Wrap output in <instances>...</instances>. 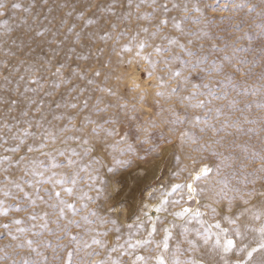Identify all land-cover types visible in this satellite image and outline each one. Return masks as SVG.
<instances>
[{
  "label": "rangeland",
  "instance_id": "374dc122",
  "mask_svg": "<svg viewBox=\"0 0 264 264\" xmlns=\"http://www.w3.org/2000/svg\"><path fill=\"white\" fill-rule=\"evenodd\" d=\"M35 3V6L29 12H24V7ZM93 3L101 2V0H92ZM164 2V0H160ZM176 3H187L190 7L198 5L203 13L204 18L212 21L211 28L204 27L203 31L213 37L209 41L206 37L189 36L193 40L192 47L199 52L200 45L203 44L207 50L210 43H217L223 46L219 52L209 54V59L215 58L218 63H225L221 58L228 55L233 58V63L237 59H247L249 64L253 60L257 63L251 67V75L242 76L240 73L233 72L230 68H225V72H230L233 76L231 82L225 81V87L217 86L213 89L216 96H222L225 92L228 94V100L235 99L234 105L229 104L228 100H213L211 104H207L205 108H195L192 105L196 103V99H207L206 96H198L191 100H181L184 96H189L193 92L192 84H202L208 80H218L220 77L195 72L191 73V79L188 83H180L182 77H172V70H179L182 76L190 75L188 67L182 65L179 60L173 61L169 65L162 63L163 57L158 56L152 45L165 46L167 41L162 40L159 36L151 39L145 34H141L139 39H147L148 47L138 53L136 43L129 44L130 51H121V46L129 43V38L137 29L135 18L127 25L128 35L120 40L119 44L113 45L112 41L102 42L99 40V30L95 25L82 28L83 21L76 17L78 13L86 9L89 0H0L5 5L2 9L6 13L0 16V120L4 117L18 116L19 109L25 108L30 115L39 117L44 116L47 122L45 127H51L53 130L56 126L63 123L52 119L53 115L72 112L76 115V123L80 124L83 117L87 116L96 121L104 128L115 127L120 133L108 139L107 146L103 151H99L96 155L101 161L94 164L93 168H98V180L95 187L90 188L87 184H81L80 188L87 192L89 196L94 198L95 202H88L90 209L96 210L99 215L105 216L116 221V225L106 224L98 231L107 230V235L98 237L105 242V248L83 249L73 255V264H87L90 259H100L108 257L105 255L112 247L117 248L116 252L111 253V259H119L123 264H131L136 255H142L148 260V264H155V257L161 251L162 241L164 237V229H171V238L169 240V250L164 253L166 260L171 264L173 258L181 261L188 259L202 260L205 264H218L219 257L209 246H204L202 241L198 240L194 232L189 234V239L196 242L197 248L192 250L185 238L181 236L183 226L187 225L190 229H198L201 226L192 220L177 218L173 213L180 212L185 207L197 208L204 213L201 219L205 224H212L216 220H221L220 216L213 217L206 204L216 207L218 210L223 205L215 203L212 191L213 188H219L221 185L218 181H227L230 185L243 187L239 182L247 178L252 180L257 176L264 175L259 173L257 169L261 167V157H264V108L257 105L264 103V81L260 80V73L264 60L261 59L260 41L258 39L259 29L253 26V22L262 23L264 21L257 15L264 4L261 0H232L233 3H247L257 5V11L249 13L245 8L243 10H231V4H228V11H222L216 8L219 4L222 9L226 0H171ZM13 3H19L20 8H12ZM171 8V4H169ZM51 9V11H49ZM119 12V9H117ZM127 11V9H125ZM132 11H135L133 7ZM142 12L151 13L152 9L147 5H143L140 9ZM71 12L69 16L67 13ZM91 17L90 12H86ZM107 15V13H106ZM159 15V13H157ZM169 16L180 18L182 13L178 10L170 11ZM191 16H200L201 13H190ZM61 17L67 23L63 28L57 27ZM223 21L221 22V18ZM96 19V17H91ZM27 19V24L21 23ZM242 21L244 30H247L252 40L241 39L238 46L249 51L232 52L230 46L231 41L241 33L234 30V25ZM140 23L148 24L142 21ZM203 23V19H202ZM75 25L74 31H79L82 35L96 32L93 37L95 45L91 47L89 59L81 60L75 55V52L88 55V47H76L72 44L74 33H67V27ZM121 28L125 24L120 25ZM185 31L191 29L196 31L201 25L185 22ZM47 30V31H46ZM151 31L152 28L149 27ZM35 31L44 32L43 37H36ZM52 32H57L56 37H52ZM163 32L169 35H177L171 23L163 29ZM27 34V35H26ZM55 39L56 44L49 45L48 41ZM63 42V43H61ZM183 42V39L182 41ZM59 45V47H57ZM75 48V52H70L69 48ZM96 47L103 48V54L96 52ZM55 49V52L53 51ZM172 50L179 52L175 46ZM150 57L151 60L157 61L155 66H151L148 60L143 57ZM180 58L184 60L194 59L180 54ZM47 67H42V63L48 62ZM60 64L64 65L62 75L72 81V83L84 88L83 95L72 92L71 95L66 91L68 84L62 85L60 89H54L53 83L59 81V77L53 73ZM5 65L7 66L5 68ZM32 68V73L26 72V68ZM241 71L249 70V65H240ZM80 68L85 70L87 78L93 80L91 85L77 79L76 76L70 75V69ZM99 71L97 77L93 73ZM151 73V76L148 74ZM35 75L41 80L43 88L37 92H24L25 86L37 88V85H29L27 78L20 80V76L28 77ZM200 75L204 79L199 78ZM7 76L10 81L5 85L4 77ZM160 77V79H157ZM179 84V90L176 94H171V89ZM236 85V90H233ZM5 88L7 90H5ZM19 88V91L15 89ZM100 89H105L101 91ZM111 90V93L107 90ZM248 90V95H244V90ZM256 90V94L252 95V90ZM199 91H203L200 89ZM45 92L52 93L45 95ZM157 92L164 95L157 96ZM71 96H78V101L85 98L88 99L89 108L77 112V110L56 108V103L63 104L65 100L71 99ZM11 99H18V106L11 113L7 108ZM29 99L35 100V105H28ZM74 101V102H78ZM121 105L124 107L121 108ZM39 106L41 111L35 112V108ZM107 106V107H106ZM99 112L97 109H105ZM220 109L219 115L216 109ZM175 113V115H173ZM199 116L200 122H193V118ZM116 117L118 123L115 125L105 124V119ZM178 117L183 118V123H174ZM23 119V118H22ZM254 121V122H253ZM15 123V121H10ZM35 120H33V123ZM23 126V125H21ZM93 125H87V132ZM213 128L216 131H213ZM203 129V131H201ZM187 132L189 137L182 138L181 133ZM79 135V133H77ZM120 136H125L126 140L120 143H114L120 140ZM191 137L195 138L192 142ZM147 140L146 143L142 141ZM9 143H12L11 141ZM127 145H131L133 152H127ZM75 146V145H73ZM154 149V150H153ZM0 149V155H4ZM39 159L44 160L43 156L35 153ZM113 157L121 160L131 161L130 165L119 166L113 163ZM58 159H63L59 157ZM87 164V158L83 161ZM209 167L212 171L206 179L197 182L196 187L203 188L205 191L193 201L187 199V189L172 191L173 186L177 184L186 185L192 180L193 174L199 172L203 167ZM111 167L113 171H109ZM218 169V171H217ZM13 178L20 175L16 170H10ZM85 175L86 174H82ZM2 176V174H0ZM47 187V185H45ZM251 187V184L248 185ZM256 187H260L259 181ZM96 189H102L97 195ZM183 197V199H181ZM69 202H72L70 198ZM0 200H5L6 205H12L14 201L6 199L0 194ZM200 203L197 204L196 201ZM180 201V203H174ZM253 205L259 209L260 202L253 201ZM79 207V204L77 203ZM160 210L157 211L156 209ZM38 213L45 210V206L37 202L35 209ZM29 211H32L30 208ZM82 214V213H81ZM27 213H17L10 211L7 217H0V224L9 222L13 218H22ZM69 216L71 214L69 213ZM79 219V217H72ZM245 222L258 226V222L251 221L247 217ZM31 223L25 220L24 227H31ZM39 223V221H37ZM155 224L156 231L149 236L151 228ZM175 225V227H172ZM222 227H230L226 222L221 220ZM15 225L12 226L13 232ZM120 231L117 233L115 228ZM73 234L79 235L82 241L91 243L89 234L83 229L72 230ZM215 231V230H213ZM5 229L0 228V234H4ZM117 237H119L117 239ZM255 234L249 236V243L255 244ZM37 240H50L56 243L54 237L44 234L41 237H35ZM149 241L146 245H142L136 249H129L132 255H120L121 245L127 246L130 241ZM17 241H11L4 234L0 236V264H12L15 260L19 264V258L26 257L28 259H39L35 254L29 255L27 249H17L15 244ZM63 243L75 249L77 244H68L65 240ZM161 244V248L157 247ZM12 245V247H9ZM179 245V251H176ZM93 250L99 251L100 256L90 257L86 253ZM40 251L51 260L53 249H45L40 245ZM57 254L64 255L58 250ZM7 257V258H5ZM230 259H235L233 254H229Z\"/></svg>",
  "mask_w": 264,
  "mask_h": 264
},
{
  "label": "snow or ice",
  "instance_id": "6c2138e0",
  "mask_svg": "<svg viewBox=\"0 0 264 264\" xmlns=\"http://www.w3.org/2000/svg\"><path fill=\"white\" fill-rule=\"evenodd\" d=\"M46 3L47 0H44ZM264 4V0H261ZM147 4L152 12L140 11L143 5ZM171 4V8L169 7ZM231 4V10H243L247 9L249 13L257 11V5L247 3H233L232 0H226L225 6L221 9L220 5L217 4L216 8L222 11H228L227 5ZM35 6V3L29 4L24 7V12H29L31 8ZM12 8H20L19 3H13ZM135 7V11H132ZM5 8L3 3H0V16L6 15L2 9ZM119 9V12L117 11ZM127 9V11H125ZM178 10L182 13L180 18L176 16H169V12ZM51 11V9H49ZM86 12L91 13V18ZM201 13L200 16H191L190 13ZM107 13V15H106ZM159 13V15H157ZM67 15L71 16L69 12ZM257 15L264 21V8L257 13ZM78 20L83 21L82 28L95 25L99 30V40L102 42L112 41L113 45L119 44L120 40L128 35L127 25L132 22L133 18L137 23V29L133 35L129 38V43L121 46V51H130L129 44L136 43V47L140 51H143L145 47H148L147 39H139L141 34L156 39L159 36L162 40L167 41L165 46L152 45L155 53L158 56H162V63L169 65L173 61L179 60L182 65H185L189 69L190 75L182 76L181 71L172 70V77H182L180 83H188L191 79V73L197 74L203 73L208 77L218 76V80H208L202 84H192L193 92L189 96H184L181 100H191L198 96H206L207 99H196V103L192 105L195 108H205L207 104H211L213 100H228L227 92L222 96H216L213 89L218 85L225 87V81L231 82L233 76L230 72H225V68H230L233 72L240 73L242 76L251 75V67L255 66L257 61L253 60L251 64L247 59H237L233 63V58L227 54L224 55L221 60L226 61L225 63H218L215 58L209 59V54L213 52H219L223 49V46H218L217 43H210L207 50L204 49L203 44L200 45L199 52L192 47L193 40L187 38L189 36H200L206 37L209 41L213 39L207 32L203 31V28L212 26V21L208 18L203 17L201 8L198 5H192L191 7L187 3H176L171 0H101V2L93 3L89 0L86 5V9L78 13ZM203 19V23H202ZM142 21L149 22L148 24L140 23ZM189 22L195 25H201V28L192 31L189 29L185 31L184 24ZM223 17L221 18V22ZM21 23L27 24V19ZM67 23L61 17L59 25L57 27L63 28ZM125 24L124 28H121V24ZM169 23L173 29H175L177 35H169L163 32ZM253 26L258 28V39L260 41V54L261 59L264 60V22L255 23ZM149 27L152 30H149ZM236 32L241 33L231 41L232 52L238 51H249L243 47H239V41L241 39L252 40V36L249 35L247 30H244V24L242 21H238L234 26ZM75 25L67 27L65 35L67 33H74V39L72 44L76 47H88V55L75 52V48H69L70 52H75L78 59L87 60L92 55L91 47L95 45L93 37L97 35L96 32H91L82 35L79 31H74ZM47 31V30H46ZM44 32L35 31L36 37H43ZM27 35V34H26ZM57 32H52V37H56ZM183 39V42H181ZM49 45L56 44V40L52 39L48 41ZM63 43V42H61ZM172 46L179 49V52L172 50ZM59 47V45H57ZM55 52V49H53ZM103 48L96 47V52L103 54ZM180 54L186 57L194 58L184 60L180 58ZM148 60L151 66H155L157 61H153L150 57H143ZM48 62L42 63V67H47ZM240 65H249V70L246 72L241 71ZM7 66L5 65V68ZM64 65L60 64L56 67L55 76L59 77V81L53 83L54 89H60L62 85L68 84L69 88L66 90L69 95L72 92H77L83 95L85 89L75 86L71 80L66 79L63 75ZM26 72L32 73V68H26ZM95 76H99L100 72L95 71ZM70 75H74L79 80H86V83L91 85L93 80L86 77L85 70L80 68L70 69ZM151 76V73L148 74ZM27 78L29 85H37V88H31L25 86L24 92H37L43 88L41 80L35 75H29L28 77L20 76V80ZM201 80L204 79L203 75H200ZM160 79V77H157ZM260 80L264 81V65H262V71L260 73ZM5 85L9 84L8 77H4ZM203 89V91H199ZM5 90H7L5 88ZM105 91V89H100ZM179 90V84L171 89V94H176ZM233 90H236V85H233ZM264 90V88H262ZM19 91V88L15 89ZM111 93V90H107ZM52 93L45 92V95H51ZM248 90H244V95H248ZM252 95L256 94V90H252ZM157 96L164 95L162 92H157ZM78 96H71V99L65 100L63 104L56 103V108L59 109L64 107L66 109L83 111L89 108L88 99L79 100ZM229 104L234 105L235 99L228 100ZM28 105H35V100L29 99ZM18 106V99H11L7 111L11 113L15 107ZM260 108H264V103L257 105ZM107 107V106H106ZM124 106L121 105V108ZM99 112H103L105 109H97ZM40 107L35 108V112L39 113ZM217 115L220 113V109H216ZM175 115V113H173ZM23 118V119H22ZM55 121H62L60 125L56 126L55 129L51 127H45L46 118L44 116H33L30 115L28 110L25 108L19 109L18 116L4 117L0 120V149L5 153L0 155V194L6 199L14 201L12 205H6L5 200H0V217H7L10 211L17 213H27V216L22 218H13L10 223L6 222L0 224V228L6 230V234L11 241H17L15 248L27 249L29 255L35 254L39 259L32 260L26 257L19 258V264H73V255L77 254L81 250V244L83 249L92 248L96 245L97 248H105V242L98 238L107 235V230L98 231L99 228H103L106 224L116 225V221L105 216L99 215L96 210L88 207V202H95L94 198L89 196L87 192H84L81 188V184H87L90 188L95 187V182L98 180V168H93L94 164H99L101 161L97 158V153L103 151L107 146L109 138L119 136L120 133L115 127L104 128L96 121L89 117H83L80 124L76 123V115L72 112H65L53 115ZM33 120L35 122L33 123ZM10 121H15L12 123ZM119 121L116 117H109L105 119V124L115 125ZM174 123H183V118L178 117ZM193 122L199 123L200 117L196 116L193 118ZM254 122V121H253ZM51 123V122H47ZM23 125V126H21ZM87 125H93L87 132L85 128ZM203 131V129H201ZM213 131H216L213 128ZM79 133V135H77ZM190 134L187 132L181 133V137H189ZM192 142H195V138L191 137ZM126 140L125 136H120V140L114 143H120V141ZM12 143H9V142ZM145 139L142 143H146ZM75 145V146H73ZM154 150V149H153ZM127 152H133L131 145H127ZM38 153L45 159L41 160L36 155ZM62 157L63 159H58ZM87 158L88 163L85 164L83 161ZM261 167L257 169L259 173L264 174V157H261ZM113 163L119 166L130 165L131 161L121 160L113 157ZM10 170H16L20 173L19 176L13 178ZM109 171H113L111 167ZM212 171L211 168L205 166L199 170L193 177L192 180L186 185L177 184L173 186L172 191L187 189L188 201H193L196 197L200 196L205 189L197 188L196 184L201 179H206L209 173ZM218 171V169H217ZM82 174H86L82 175ZM259 181L260 187L257 188L256 184ZM243 187H237L230 185L227 181H218L221 186L213 188L212 191L215 203L223 205L221 209L212 207L206 204L205 207L209 209L213 217L220 216L221 220L226 222L230 227H222L221 220H216L212 224H205L201 219L204 215L199 207L193 209L190 207L183 208L182 211L173 213L177 218L187 220L191 223L195 220L201 227L198 229H190L187 225L183 226L181 236L185 238L187 243L190 245L192 250H195L198 246L196 242L189 239V234L194 232L195 237L202 241L204 246H209L211 251H214L219 257L218 264H264V175L257 176L252 180L245 178L239 182ZM251 184V187L248 185ZM47 185V187H45ZM102 189H96L97 195ZM70 198L72 202H69ZM183 199V197H181ZM257 200L260 202V208L257 209L253 205V201ZM37 202L45 206V210L37 212ZM197 204L200 202L197 200ZM79 204V207L77 206ZM174 203H180L175 201ZM32 211H29V209ZM157 211L160 209L157 208ZM69 213L71 216H69ZM82 213V214H81ZM79 217L75 219L72 217ZM251 221L258 222V226H252V224L245 222V218ZM25 220L31 223V227H24ZM39 221V223H37ZM15 225V231L13 232L12 226ZM172 227H175L173 225ZM83 229L86 234H89L91 243L88 241H82L79 235L73 234L72 229ZM215 230V231H213ZM118 233L120 229L115 228ZM156 231L155 224H153L149 236ZM164 237L161 244H157L161 251L155 257V264H169L166 260L164 253L169 250V240L171 238V229H164ZM0 234V236L4 235ZM47 234L50 237H54L56 243L53 244L50 240H37L35 237H41ZM255 234V244L249 243V236ZM119 237H117L118 239ZM67 240L68 244H77L75 249L70 246H66L63 241ZM149 241H136L135 243L128 242L127 246L121 245L120 255H132L129 249H136L142 245H146ZM40 245H43L45 249H53V256L51 260L40 251ZM12 247V245H9ZM58 250L62 251L64 255L57 254ZM117 248L112 247L105 253L108 259H90L87 264H123V261L119 259H111V253L116 252ZM176 251H179V245H177ZM90 257L100 256V252L93 250L86 253ZM229 254H233L235 259H230ZM7 258V257H5ZM12 264H17V261H13ZM131 264H148L147 258L142 255H136L131 261ZM171 264H205L202 260L188 259L181 261L178 258H173Z\"/></svg>",
  "mask_w": 264,
  "mask_h": 264
},
{
  "label": "bare ground",
  "instance_id": "6f19581e",
  "mask_svg": "<svg viewBox=\"0 0 264 264\" xmlns=\"http://www.w3.org/2000/svg\"><path fill=\"white\" fill-rule=\"evenodd\" d=\"M195 174H196V173H195ZM195 174H193V176H194Z\"/></svg>",
  "mask_w": 264,
  "mask_h": 264
}]
</instances>
